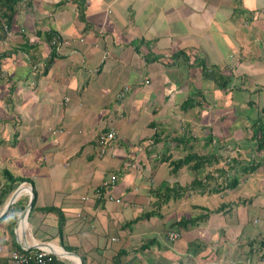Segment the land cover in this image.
Segmentation results:
<instances>
[{
    "label": "crops",
    "instance_id": "0c3cea01",
    "mask_svg": "<svg viewBox=\"0 0 264 264\" xmlns=\"http://www.w3.org/2000/svg\"><path fill=\"white\" fill-rule=\"evenodd\" d=\"M16 7L0 38V188L14 187L0 203V264L41 243L76 253L59 257L65 264H264V144L255 136L264 132V0ZM49 32L66 44L57 49ZM109 128L116 137L98 155L97 135ZM217 142L229 152L220 173L236 177V188L198 192L216 195L206 208L183 211L193 190L181 210L153 204L163 181L182 185L179 174L190 171L172 173L168 157L207 154ZM28 189L36 210L22 224ZM199 206L207 216L179 228ZM61 218L72 250L60 244Z\"/></svg>",
    "mask_w": 264,
    "mask_h": 264
},
{
    "label": "trees",
    "instance_id": "16d2710c",
    "mask_svg": "<svg viewBox=\"0 0 264 264\" xmlns=\"http://www.w3.org/2000/svg\"><path fill=\"white\" fill-rule=\"evenodd\" d=\"M21 0H0V38H3L6 34L3 32L4 31V25L10 26L12 24V20L14 17V14L17 12V4L20 2ZM54 33L53 32H49L47 34V40H51L53 38ZM1 57V56H0ZM204 74L208 75L210 77H212L216 82H218L221 86L224 85L225 83L223 82V77H221L220 75H216L215 72H207L206 67L204 68ZM220 79H222V83H220ZM190 102V101H189ZM189 102H185V104L183 105V109H186V107L188 106ZM191 104V103H190ZM258 135L259 136V144L260 146H262L264 144V132H261L259 134L255 133V136ZM210 142H212V137H210ZM215 143V145L213 144V150H211L209 153L207 154H201V153H197V152H191L186 154L185 156L178 158V159H171L170 157L167 158V161L169 160V165L171 166L170 171L172 173H176V171H178L181 167L187 165L189 166L190 169L194 170L195 172V176L193 178V180L190 182V184H187L185 186L180 185V184H175L172 186H168L167 187V183L166 181H163L160 184L161 188H166L165 192L166 194H164L163 198H165L164 202H167L170 199V196L172 195L173 197H178L181 198L184 193L187 190H193L199 193H204V192H221V191H227L228 189H234L236 188L237 184H238V180L236 177H229L227 176V178H225L224 180V184L220 185V186H216V187H211L210 189L208 187V182L211 177V175L208 173L205 177H199L198 172L200 169H203V172L205 169H207V167H209V170L212 169V167L217 166L216 163L218 164L219 159H222L220 157V155H218V150L220 149H224L222 145ZM228 152V151H227ZM229 154V152H228ZM226 158V156H225ZM220 168V167H219ZM230 169H232V167L229 166ZM220 170H223L222 168H220ZM5 174H7V178H10V180H12V178L10 177V175L8 174V172H6ZM204 178V179H203ZM205 181V183H204ZM16 184H18V182H21V179L16 180ZM13 186L12 187H2L0 188V203L3 202V199L13 190ZM105 188V187H104ZM159 190V188L157 189V191ZM34 197L32 200V206H31V210H30V215L34 214V210H36L35 208V202H36V195L35 192L33 191ZM107 199H109L108 194L105 195ZM223 206H225L224 203H222L217 209L215 210H219L221 209ZM205 207V206H204ZM200 210H202L197 216L195 217H191V216H185L181 219H179L177 226H179V228L183 229L186 226H188V224H193L196 223L197 221H201L203 218H205L207 215L204 212L205 208H203V206H199ZM53 208H48L47 211H52ZM214 210V211H215ZM10 211V209H9ZM158 213L157 211H153V212H148L147 215H153ZM32 216L30 217V221H31ZM14 221V219L12 220ZM63 224H64V220L63 218L60 219V221L58 222V226H57V230H58V234H59V239H60V244L62 246H64L63 244ZM168 235V233H167ZM19 247V246H18ZM17 247V248H18ZM65 247V246H64ZM20 249V248H18ZM65 249L67 250H72L68 247H65ZM35 249H29L28 251H34ZM46 263L45 264H65L64 261H62L58 256L54 255V254H48L46 256ZM5 264V263H4ZM7 264V263H6ZM9 264V263H8ZM30 264H38L35 261H31ZM82 264L84 263V260L82 258Z\"/></svg>",
    "mask_w": 264,
    "mask_h": 264
},
{
    "label": "built area",
    "instance_id": "2783aa9c",
    "mask_svg": "<svg viewBox=\"0 0 264 264\" xmlns=\"http://www.w3.org/2000/svg\"><path fill=\"white\" fill-rule=\"evenodd\" d=\"M52 45H55L58 48L62 46V44H66V40L61 38H54L52 39ZM148 82V80H146ZM123 93H118L116 96L120 97ZM116 137V131L113 128L104 129L101 131L95 140L96 142V151L98 155H103L107 151V148H109L110 144ZM116 180V175L110 174L108 178L102 181V186L105 188L110 187ZM2 185V182L0 180V186ZM30 190L28 189V193ZM109 199H113L112 195H109ZM116 202H120V199H113ZM179 236V233L176 230H170L168 231L167 237L170 240H175ZM29 249H35L34 251H28ZM54 252L59 253L58 251L54 250V246L51 247V249L46 248L42 245H36L34 247H27L22 246L20 249L12 250L9 257V264H30L31 261H35L38 264H45L46 263V256L48 254H54ZM55 255V254H54Z\"/></svg>",
    "mask_w": 264,
    "mask_h": 264
},
{
    "label": "rangeland",
    "instance_id": "374dc122",
    "mask_svg": "<svg viewBox=\"0 0 264 264\" xmlns=\"http://www.w3.org/2000/svg\"><path fill=\"white\" fill-rule=\"evenodd\" d=\"M19 4V3H18ZM22 7H24V6H18V8L19 9H22ZM39 27H40V25H39ZM174 135H176V136H180V132H177V133H175ZM185 137H186V141H189V140H192V138H190V136H189V134H185ZM231 147V146H230ZM236 150V149H235ZM197 151H199V152H202L201 150H197ZM237 151V150H236ZM238 152V151H237ZM218 155H220V157L224 160L225 159V154L227 153V151H225L224 149H220V150H218ZM216 165L217 166H215V167H212V169L211 170H209V167H207V169H205L204 170V172H203V169H200L199 170V172H198V176L200 177H202L203 175V177H205L208 173L211 175V177H213V178H210L209 179V182H208V187H216V186H220V185H223L224 184V179H225V177L224 176H222L221 175V173H220V168H224V165L225 164H223L222 162L220 163V162H218V164L216 163ZM220 167V168H219ZM186 173H187V175H186ZM194 176H195V172H194V170H192V169H190V171L188 172V170L187 171H184L183 172V174H179V180H178V182H181V184L183 185V186H185L186 185V183H187V180H188V183L187 184H190V182H191V178H194ZM227 178V177H226ZM167 183V182H166ZM168 186H172V185H170V183H167V187ZM160 186H159V190H158V193H159V191H161V193H160V196H158V195H153L152 196V201H153V204H158V203H161L162 204V207H160L159 209H163V208H165V212L167 213V212H169L172 208H179V210H181L182 209V205L185 207L184 209H183V211H188V210H190V208H192L191 207V203H196V204H201V205H204V206H211V205H213L215 202H216V195H208V194H206V195H201V194H199L198 192L196 193V192H192V195H191V197H186L185 199H187L186 201H182V202H185L184 204L181 202V204L182 205H178V203H180V201H179V198L177 197H173L172 195L170 196V199L168 200L169 202L167 203V204H164V203H166V202H164V200H165V198H163V196H164V194H166V188H161V190H160ZM189 192H190V190H187L185 193H184V195H188L189 194ZM234 198H235V196H234ZM233 198V199H234ZM206 201V202H205ZM205 203H207V204H205ZM155 207H156V205H154ZM153 206V207H154ZM161 206V205H160ZM188 208V209H187ZM193 209V208H192ZM160 211V210H159ZM198 210H196L195 211V213L197 212ZM190 212V211H189ZM184 213V212H183ZM194 213V214H195ZM54 249H59V248H54Z\"/></svg>",
    "mask_w": 264,
    "mask_h": 264
},
{
    "label": "water",
    "instance_id": "95a60500",
    "mask_svg": "<svg viewBox=\"0 0 264 264\" xmlns=\"http://www.w3.org/2000/svg\"><path fill=\"white\" fill-rule=\"evenodd\" d=\"M17 193H18V190L15 191V192L13 193V195L11 196V198H10V200H9V202H8V206L14 201V199H15L16 196H17ZM33 197H34V194H33V192H31V190H30L29 201H28V204H27L25 210L23 211V214H22V217H21V220H23V221H25V220L27 219V216H28V214H29V212H30V208H31V206H32V200H33ZM8 206H7V207H8ZM39 245H42V246H48V245H49V246H50V249H51V247H52V245H50L49 243H41V244H39ZM64 253H65V254H72L73 256H77L76 253H73V252H66V251H64ZM54 254L57 255L58 257H64V255H65V254H63V253H56V252H54ZM79 264H82L81 259H79Z\"/></svg>",
    "mask_w": 264,
    "mask_h": 264
},
{
    "label": "bare ground",
    "instance_id": "6f19581e",
    "mask_svg": "<svg viewBox=\"0 0 264 264\" xmlns=\"http://www.w3.org/2000/svg\"><path fill=\"white\" fill-rule=\"evenodd\" d=\"M22 224H25V222L24 221H22ZM25 226V225H24ZM24 228V227H23ZM21 233V232H20ZM22 234V233H21ZM46 248H48V249H50V246L48 245V246H45ZM54 248H59V249H54L55 251H58L59 253H63V254H65L64 253V251L62 250V248H60V247H58V246H54ZM66 255V254H65ZM70 255V254H69ZM75 260L76 261H78V258L77 257H75Z\"/></svg>",
    "mask_w": 264,
    "mask_h": 264
},
{
    "label": "clouds",
    "instance_id": "9594fccd",
    "mask_svg": "<svg viewBox=\"0 0 264 264\" xmlns=\"http://www.w3.org/2000/svg\"><path fill=\"white\" fill-rule=\"evenodd\" d=\"M30 190V189H29ZM53 247V246H52ZM57 253V252H56Z\"/></svg>",
    "mask_w": 264,
    "mask_h": 264
}]
</instances>
